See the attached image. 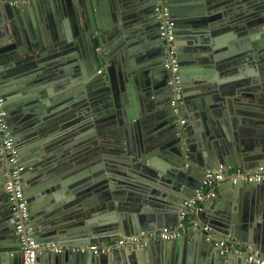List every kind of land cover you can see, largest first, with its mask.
Returning a JSON list of instances; mask_svg holds the SVG:
<instances>
[{
  "label": "water",
  "instance_id": "obj_1",
  "mask_svg": "<svg viewBox=\"0 0 264 264\" xmlns=\"http://www.w3.org/2000/svg\"><path fill=\"white\" fill-rule=\"evenodd\" d=\"M4 1L7 126L35 239L62 247L43 248L37 264H250L244 254L219 255L217 241L228 236L264 252V183L227 178L231 167L264 165V0H166L183 94L179 135L158 0ZM4 162L0 264H23ZM220 166L226 178L197 214L208 232L188 225L170 241L112 248L114 258L76 250L176 229L203 171Z\"/></svg>",
  "mask_w": 264,
  "mask_h": 264
},
{
  "label": "built area",
  "instance_id": "obj_2",
  "mask_svg": "<svg viewBox=\"0 0 264 264\" xmlns=\"http://www.w3.org/2000/svg\"><path fill=\"white\" fill-rule=\"evenodd\" d=\"M14 6H24L39 0H6ZM157 1L155 12L158 16L157 33L162 41L164 57L162 61L163 68L169 72L168 85L171 91L170 106L177 118L178 130L176 135L181 132V125L185 119L179 115L180 107L183 104V94L181 86V76L179 73V60L175 48L174 22L170 17L169 11L165 6L166 0ZM264 21V11L262 13ZM7 111L4 107V99L0 93V157L5 160L2 168L4 171L3 191L6 197L8 207L10 208V222L15 227L18 236L23 264H37L38 253L43 249L59 252L62 247L56 242L38 243L34 236V226L31 220L29 203L25 197L22 185V172L24 166L19 162L18 151L14 145V140L10 136L7 121ZM225 175L220 168H207L203 171L201 185L195 190L194 194L189 195L182 203L179 210V223L176 229L170 227H161L153 230L141 231L138 234L121 236L108 246L92 244L88 246L75 247L81 252H90L92 254H104L112 248L122 247L126 249H139L154 240H173L179 238L186 231L188 224H185V218L191 213L197 214L203 210L204 200L207 197L214 196L216 187L225 179ZM232 182L242 181L245 183H264V165L258 166L254 170L243 171L240 167L235 168L228 177ZM194 222L193 228H200L208 232V224L198 225ZM208 238V236H206ZM218 253L222 257L229 254L245 255V260L250 264H264V252L251 247L245 242L233 238H219L217 241Z\"/></svg>",
  "mask_w": 264,
  "mask_h": 264
},
{
  "label": "crops",
  "instance_id": "obj_3",
  "mask_svg": "<svg viewBox=\"0 0 264 264\" xmlns=\"http://www.w3.org/2000/svg\"><path fill=\"white\" fill-rule=\"evenodd\" d=\"M4 2H6V1H4ZM240 166H236V167H231L230 168V170H229V172H228V174H230L235 168H239ZM250 171V170H249ZM220 186V185H219ZM218 186V187H219ZM218 189V188H217ZM216 189V194H217V190ZM206 207H208V202H206V201H204V207H203V209L204 208H206ZM198 214V213H197ZM197 214H195V213H189L188 215H187V217L185 218V224H188V225H193V223L194 222H196V223H198L197 224V226L198 225H202V222L200 221V218H199V216H197ZM207 224V223H206ZM34 226V225H33ZM228 237H230V236H228ZM155 241V240H154ZM112 242H110L109 244H111ZM107 253L109 254V257H111V258H114V256H115V252H113V249H110V251H107ZM116 255H118V254H116ZM142 258H143V255H142ZM246 263H248V262H246ZM141 264H146V263H144L143 261H141Z\"/></svg>",
  "mask_w": 264,
  "mask_h": 264
}]
</instances>
